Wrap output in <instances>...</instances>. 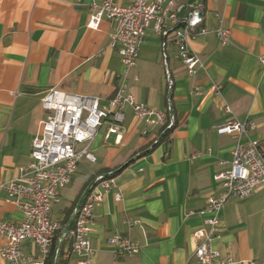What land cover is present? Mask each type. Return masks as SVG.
I'll use <instances>...</instances> for the list:
<instances>
[{
  "label": "crops",
  "instance_id": "obj_1",
  "mask_svg": "<svg viewBox=\"0 0 264 264\" xmlns=\"http://www.w3.org/2000/svg\"><path fill=\"white\" fill-rule=\"evenodd\" d=\"M91 1L0 0V185L31 162L33 140L47 114L42 99L50 89L102 100L115 92L123 72L120 46H111L116 23L105 18L97 29L88 27ZM175 2L183 5L181 20L192 12L201 14L207 32H194L189 47L204 68L190 75L172 35L162 36L150 26L128 75L129 90L138 101L158 110L172 107L176 125L169 139L149 151L159 141L160 130L144 135L146 124L127 107L122 141L115 135L106 140L103 126L89 147L96 159L80 160L72 182L61 191L58 211L53 209V217L61 221L89 183L119 170L114 178L123 199L116 200L111 191L94 211L93 264H187L196 249L194 233L205 226L200 211L208 196L220 191L214 176L231 166L238 143L218 129L251 120L256 128L240 141L264 138V0ZM220 25L231 30L227 45L216 35ZM195 88L202 94H194ZM192 155L196 158L190 159ZM75 183L77 190H66ZM0 217L22 220L1 187ZM117 233L138 242L140 251L114 257L108 240ZM219 233L214 241L220 253L216 264H227L229 257L232 264H264V186L246 199L225 204ZM5 244L0 236V250ZM23 249L28 257L37 252L31 241ZM69 249L68 244L66 252ZM64 258L67 264H77L74 254ZM0 264L13 263L0 253Z\"/></svg>",
  "mask_w": 264,
  "mask_h": 264
},
{
  "label": "built area",
  "instance_id": "obj_2",
  "mask_svg": "<svg viewBox=\"0 0 264 264\" xmlns=\"http://www.w3.org/2000/svg\"><path fill=\"white\" fill-rule=\"evenodd\" d=\"M183 5L175 0H129L121 4L118 0H92L88 27L97 29L103 19L116 23L111 46H120L123 72L118 75L115 92L108 100L92 95H81L50 89L42 99L47 114L41 129L33 140L31 162L20 167L19 175L0 185L7 192V201L16 205L22 213L20 222L6 221L0 217V236L6 244L0 250L3 258L13 264H46L45 250L52 248L55 234L62 228L61 221L53 218V208L62 200L61 191L68 186L82 158L95 160L90 152V143L96 138L103 126H106L105 139L115 135L118 142L124 133L125 109L130 107L135 116L143 121L147 128H158L160 133L171 129L174 124L171 117L172 107L158 110L140 102L130 92L128 75L135 67L144 37L150 26L162 36L172 35L177 48L178 58L190 75H196L204 63L189 47V39L202 22L199 11L192 12L182 20L178 12ZM173 26L175 28H173ZM206 33L205 26L199 27ZM216 35L221 45L231 40V30L220 25ZM264 72V57H260ZM172 90L173 85L169 84ZM219 91L220 86L215 85ZM194 94L202 91L195 88ZM227 110L230 109L227 107ZM256 128L251 120L233 121L220 127L218 132L231 134L238 139L232 151L231 166L218 172L214 179L220 187L217 194L208 196L206 206L200 213L205 216V226L194 233L196 249L187 264H216L220 253L214 247V241L220 237L221 211L232 199H246L259 187L264 186V138L241 142L242 136ZM81 145L85 147L80 148ZM192 155L190 159H195ZM95 185L86 197L73 227L70 249L65 253L77 256V264H93L95 250L91 242L95 208L104 202L106 196L114 191L116 200L123 199V191L117 186L114 177L95 178ZM135 223L131 222V225ZM31 241L37 248L32 256H26L23 244ZM108 243L114 257L135 254L141 246L123 234H115ZM234 259L229 257L227 264Z\"/></svg>",
  "mask_w": 264,
  "mask_h": 264
},
{
  "label": "trees",
  "instance_id": "obj_3",
  "mask_svg": "<svg viewBox=\"0 0 264 264\" xmlns=\"http://www.w3.org/2000/svg\"><path fill=\"white\" fill-rule=\"evenodd\" d=\"M199 27H202V22H201V24H200ZM199 27L196 28L194 30V32L198 31L199 30ZM175 125H176V123L174 122L173 127L171 129H168L166 131H163L160 134L159 141H157L156 143H153V145H152V147L150 148L149 151L153 150L161 142L166 141L167 139H169V137H170L173 129L175 128ZM115 176H116V174L112 175L111 177H115ZM81 195H82V193H81ZM81 195L72 203V205L68 209H66L64 211L65 214H64L63 219L61 220L62 228L55 234V237H54V240H53V243H52L51 252H50V254L47 257L48 259H47L46 264H51L52 263V259H53V255H54L55 248H56L59 240L61 239V237L63 235L64 228L69 223V220L71 218V215H72V213L74 211V208H75V206H76L79 198L81 197ZM68 244L69 245L71 244V236L70 235L67 236L64 244L61 247L57 264H67V260L64 258V255L66 253V247H67Z\"/></svg>",
  "mask_w": 264,
  "mask_h": 264
},
{
  "label": "water",
  "instance_id": "obj_4",
  "mask_svg": "<svg viewBox=\"0 0 264 264\" xmlns=\"http://www.w3.org/2000/svg\"><path fill=\"white\" fill-rule=\"evenodd\" d=\"M171 115L173 117V113L171 111ZM119 170H116L114 172H111V173H106V174H103L101 175L102 178H106V177H110L114 174H116ZM96 181L95 179L86 187V189L83 191L81 197L79 198L75 208H74V211L71 215V218L69 220V223L66 225V227L64 228V231H63V235L61 237V239L59 240L56 248H55V251H54V255H53V259H52V263L51 264H57L58 262V258H59V254H60V250H61V247L62 245L64 244L67 236L69 235L72 227H73V224L76 220V217L79 213V210L82 206V203L84 202V200L86 199V197L89 195V193L91 192V190L93 189L94 185H95Z\"/></svg>",
  "mask_w": 264,
  "mask_h": 264
},
{
  "label": "rangeland",
  "instance_id": "obj_5",
  "mask_svg": "<svg viewBox=\"0 0 264 264\" xmlns=\"http://www.w3.org/2000/svg\"><path fill=\"white\" fill-rule=\"evenodd\" d=\"M81 147H82V146H81ZM104 174H106V173H104ZM78 182H79V181H77V183H78ZM77 183H75L73 186L71 185L70 187H67L66 190L69 191V189H72V187H73V192H74L75 190H77V189H76V188H77V185H78ZM89 184H90V183H89ZM89 184H88V185H89ZM63 203L66 204V202H63ZM60 205H61L60 203H59V204H56L54 208H56V210H57V209H59V206H60ZM54 208H53V209H54ZM57 211H58V210H57ZM58 213H59V212H56V213H55V214H56L55 217H57V218L60 219V218H61V214H60V213L58 214ZM53 218H54V217H53ZM55 219H56V218H55Z\"/></svg>",
  "mask_w": 264,
  "mask_h": 264
},
{
  "label": "bare ground",
  "instance_id": "obj_6",
  "mask_svg": "<svg viewBox=\"0 0 264 264\" xmlns=\"http://www.w3.org/2000/svg\"><path fill=\"white\" fill-rule=\"evenodd\" d=\"M169 77H170V74H169ZM170 80V79H169ZM170 85H172V81L170 80L169 81ZM172 111V110H171ZM51 252V248H47V250H45V258L48 257V255L50 254Z\"/></svg>",
  "mask_w": 264,
  "mask_h": 264
}]
</instances>
